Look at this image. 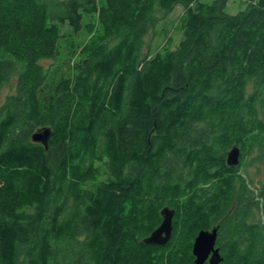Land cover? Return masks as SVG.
<instances>
[{
    "label": "trees",
    "instance_id": "16d2710c",
    "mask_svg": "<svg viewBox=\"0 0 264 264\" xmlns=\"http://www.w3.org/2000/svg\"><path fill=\"white\" fill-rule=\"evenodd\" d=\"M227 4L0 0V264H194L215 227L221 264H264V180L244 168L264 163V0ZM178 6L183 39L152 53ZM86 16L103 38L51 78L60 28ZM165 207L173 237L146 245Z\"/></svg>",
    "mask_w": 264,
    "mask_h": 264
},
{
    "label": "rangeland",
    "instance_id": "374dc122",
    "mask_svg": "<svg viewBox=\"0 0 264 264\" xmlns=\"http://www.w3.org/2000/svg\"><path fill=\"white\" fill-rule=\"evenodd\" d=\"M205 3H212L214 0H200ZM250 0H228L227 12L237 14L247 8ZM184 8L178 6L173 13L168 15L163 21L158 22L147 37V43L152 53L175 49L184 36L183 29ZM59 39V57L54 60H48L43 63L45 69L49 72L51 78L59 77L62 72L68 70V66L77 61L81 48L86 44H96L104 36L103 29L99 25L96 16H86L81 31L74 32L69 26L60 28ZM111 40H108V42ZM8 90V89H7ZM253 81L250 82L248 91L252 92ZM9 90L4 91V97ZM253 155V154H252ZM252 155H249L244 162V168L247 171L248 179H253L258 183L264 180V163L258 164L251 161ZM251 161V162H250ZM250 162V163H249Z\"/></svg>",
    "mask_w": 264,
    "mask_h": 264
},
{
    "label": "water",
    "instance_id": "95a60500",
    "mask_svg": "<svg viewBox=\"0 0 264 264\" xmlns=\"http://www.w3.org/2000/svg\"><path fill=\"white\" fill-rule=\"evenodd\" d=\"M53 135L52 129L49 127L38 129L32 135L34 143L42 144L48 149L50 139ZM241 162V149L233 146L227 153V165L230 167H237ZM162 223L152 232V234L145 238L143 242L146 245H167L174 233V217L175 210L170 207H165L161 210ZM218 227L212 230H201L194 239L192 254L194 256V264H221L224 259L221 255V250L217 247Z\"/></svg>",
    "mask_w": 264,
    "mask_h": 264
},
{
    "label": "flooded vegetation",
    "instance_id": "af4514ba",
    "mask_svg": "<svg viewBox=\"0 0 264 264\" xmlns=\"http://www.w3.org/2000/svg\"><path fill=\"white\" fill-rule=\"evenodd\" d=\"M241 156H242V152H241ZM212 229H213V228H212ZM212 229H211V230H212ZM217 247H218V246H217Z\"/></svg>",
    "mask_w": 264,
    "mask_h": 264
}]
</instances>
